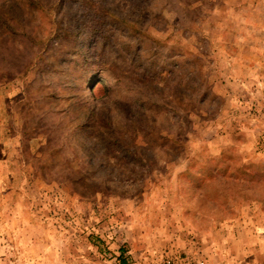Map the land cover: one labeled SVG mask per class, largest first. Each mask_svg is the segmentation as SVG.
Listing matches in <instances>:
<instances>
[{
  "label": "rangeland",
  "instance_id": "obj_1",
  "mask_svg": "<svg viewBox=\"0 0 264 264\" xmlns=\"http://www.w3.org/2000/svg\"><path fill=\"white\" fill-rule=\"evenodd\" d=\"M264 264V0H0V264Z\"/></svg>",
  "mask_w": 264,
  "mask_h": 264
},
{
  "label": "built area",
  "instance_id": "obj_2",
  "mask_svg": "<svg viewBox=\"0 0 264 264\" xmlns=\"http://www.w3.org/2000/svg\"><path fill=\"white\" fill-rule=\"evenodd\" d=\"M160 264H208L203 258H192L185 255H172L165 257Z\"/></svg>",
  "mask_w": 264,
  "mask_h": 264
},
{
  "label": "trees",
  "instance_id": "obj_3",
  "mask_svg": "<svg viewBox=\"0 0 264 264\" xmlns=\"http://www.w3.org/2000/svg\"><path fill=\"white\" fill-rule=\"evenodd\" d=\"M119 264H126V262H125V259H120V263Z\"/></svg>",
  "mask_w": 264,
  "mask_h": 264
}]
</instances>
